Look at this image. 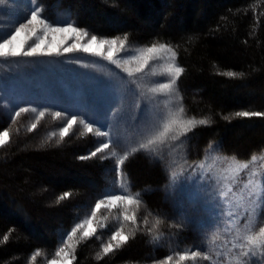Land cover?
Returning <instances> with one entry per match:
<instances>
[{"label":"trees","instance_id":"obj_1","mask_svg":"<svg viewBox=\"0 0 264 264\" xmlns=\"http://www.w3.org/2000/svg\"><path fill=\"white\" fill-rule=\"evenodd\" d=\"M43 15L63 16L102 37L127 35L128 44L165 43L177 53L184 72L177 81L187 115L210 119L185 137L186 157L201 159L209 143L221 153L248 160L264 149V117L224 120L236 111L264 112V0H39ZM242 72L227 78L217 72ZM0 105V131L10 142L0 147V264H32L36 251L51 256L62 234L113 184L114 161L89 156L98 143L76 127L63 141L50 137L55 125L42 118L28 132V113L15 122ZM131 190L139 230L121 249L98 259L107 228L78 244L72 264H154L178 250L206 248V215L185 195L168 190L162 159L147 152L131 155L122 166ZM70 197L59 201L64 192ZM129 211V210H128ZM145 217L148 224L143 223ZM155 219L158 242L147 231ZM121 222L119 223L120 226ZM182 225V227H176ZM132 227L125 223V232ZM48 230V232H46ZM8 240L3 242V236ZM41 257V258H40ZM199 264H208L199 259ZM253 264H259L258 258Z\"/></svg>","mask_w":264,"mask_h":264},{"label":"rangeland","instance_id":"obj_2","mask_svg":"<svg viewBox=\"0 0 264 264\" xmlns=\"http://www.w3.org/2000/svg\"><path fill=\"white\" fill-rule=\"evenodd\" d=\"M31 7L30 0H0V37L14 31L15 27L23 22L24 16ZM64 22L72 23L65 16L55 21L59 24ZM89 35L93 34L89 33ZM151 45L127 43L130 51L119 53L117 58H126L130 54H136L137 49ZM170 62L173 61L168 58L167 54L162 55L161 58L152 60L142 73L129 76L115 64L83 52H72L59 56L0 58V105L9 115H14L15 111L21 107L36 108L37 112L47 110L45 117H49L55 122L50 130L51 133L58 134L59 128L66 123L67 118L71 115L85 119L86 122H94V127L109 131L113 139L120 141L117 156L110 155L112 148L101 153L104 157H111L115 164L118 156L123 155L124 149L142 142L154 134L160 128L170 109L175 110V108L183 106L177 85V91L171 94L153 96L147 93V89L155 86L156 83L168 82L169 78L162 74ZM174 63L179 66L177 59ZM126 67L135 68L136 65L133 63ZM137 104L141 105L142 112L137 108ZM57 111L64 115L54 120L51 113ZM28 115V126H30L35 121L37 113L28 112ZM184 118L196 117L184 112ZM76 127L84 130L79 123L74 125L71 130ZM97 139L96 147L99 146L100 140L107 138L97 137ZM147 153L163 160L168 173V190L170 192L176 191L185 194L192 203L199 204L203 208L206 215L203 226L208 229L206 248L214 251L218 245H222L226 239H230L232 233L227 231V217L220 215L221 211L228 207L227 203L222 202L220 191L226 190L230 181L223 180L222 174L231 177L237 161L249 164V167L240 173L239 178L247 180L252 178L253 172H264V151L256 154L255 162H251L250 159L233 160L232 157L221 154L216 148L207 149L199 160L189 161L186 157L185 137H182L181 141L166 140L165 144L157 147L155 154ZM202 161L205 163V169L196 168V171L193 172V168ZM209 167L211 171L207 170ZM173 173H175L174 177ZM116 182L115 173L112 186L107 188L99 199H102L105 193L121 190L126 194L136 193L131 190L130 182L124 172L119 185ZM94 205L95 203L91 207ZM91 207L76 223L90 215ZM132 207L128 209L129 213ZM121 211L122 208L118 207L111 211L101 209L98 212L97 220L105 227L97 226V231L107 228V239L110 238L112 231L120 227ZM237 211H241V209H237ZM104 217L106 219H103ZM241 223H243V219H241ZM258 226L256 225L257 228ZM66 233L60 236L59 244L50 257L42 256V259L38 260L37 258L32 264H47L49 259H54L55 251L60 246L62 238H66ZM214 236H219L220 239L214 240ZM77 239H79V233ZM199 263V259L195 262H185V264ZM213 264H215V260Z\"/></svg>","mask_w":264,"mask_h":264},{"label":"snow or ice","instance_id":"obj_3","mask_svg":"<svg viewBox=\"0 0 264 264\" xmlns=\"http://www.w3.org/2000/svg\"><path fill=\"white\" fill-rule=\"evenodd\" d=\"M30 3L32 7L29 8L28 13L24 16L23 22L19 23L14 31L0 37V58L59 56L66 53L83 52L101 57L121 68L129 76H134L142 73L152 60L167 54L168 58L173 61L167 64L165 72L162 74L169 78L168 82L156 83L155 86L147 89V93L154 96L156 94H171L177 91V81L183 74L184 69L174 63L177 53L170 46L164 43H153L151 46L137 49L136 54H130L126 58L120 59L117 58L119 53L130 51L127 47L128 37L126 34L123 38L118 36L111 39L100 38L95 34L89 35L87 30L75 26L73 23L64 22L59 24L50 22L43 15L44 7L40 5L39 0H30ZM133 63L136 65L135 68L126 67ZM217 74L227 78H239L244 75L242 72L232 70L218 71ZM149 98L151 99V97ZM137 108L142 112L140 104H137ZM46 111L37 112L36 108L21 107L15 111L11 119L15 122L22 113H37L35 121L27 129L28 132H32L37 128L39 121L45 117ZM184 112L185 109L182 105L175 108V110L170 109L160 128L154 134H151L142 142L130 145L123 150V155L118 156L114 165L117 185H119L123 175L122 166L131 155L141 151L155 154L157 147L165 144L166 140L181 141L182 137H187V134L196 127L207 126L211 123L210 119L207 118H184ZM51 115L55 120L64 114L57 111L51 113ZM233 117H264V112L236 111L231 116H224L223 119L227 121ZM77 123L83 126L82 136L86 133H94L96 137L107 138L106 140H100L99 146L89 156H81L79 159L85 160L95 157L98 153H103L110 148L113 149L110 153L111 156L115 157L118 155L117 148L120 145L118 139H113L109 131L94 127V122H86L85 119H79L76 115H71L67 118L66 123L59 128V140H57V143L63 141ZM56 134V132L51 133L49 138L56 136ZM9 142V131H0V147L5 146ZM214 148L215 145L210 142L208 149ZM105 158L107 157L101 156V159ZM232 159L236 160L234 156ZM250 160L255 162L257 155L252 154ZM205 167V163L202 161L193 168V172L196 171V168L205 169ZM248 167V162L237 161L231 177L222 174V179L230 181V184L226 186V190L220 191L222 202L228 205L227 209L222 210L220 215L227 217V231L232 233L231 238L226 239L222 245H218L214 251L204 247H195L194 250H178L163 259L154 261V264H185L187 261L195 262L198 259L207 261L209 264H213L214 260L215 264H253V258H258L259 264H264V172H253L251 174L252 178L247 180L239 178L240 173ZM207 170L211 171V168L209 167ZM174 176L175 173H173ZM69 197L70 193L66 191L58 197L57 203ZM141 203L140 193L126 194L123 190L105 193L103 198L97 199L94 207H91L90 215L76 223L65 234L66 238H62L60 246L55 251V258L49 259L47 264H72L78 244L96 235L97 226L100 228L105 227L103 223L97 220V214L101 209L111 211L114 208H122L120 212L122 220L120 227L111 232L108 241L102 243L101 252L97 254V258L100 259L121 249L131 238H134L139 230L135 212L130 214L128 209L132 206L138 208ZM237 209H241V211H237ZM103 219H106V217ZM241 219H243V223H241ZM125 223H131L132 225L127 232L124 230ZM143 223L145 225L148 224L147 217H145ZM162 223V220L155 219L151 227L147 228V231L153 234V241L158 242L163 235L156 232L158 226ZM256 225H259L258 228ZM176 227H182V225H176ZM78 233L79 239H77ZM8 238V235H4L3 242H6ZM218 239H220L219 236H214V240ZM39 255L40 252L36 251L32 259L35 260Z\"/></svg>","mask_w":264,"mask_h":264}]
</instances>
